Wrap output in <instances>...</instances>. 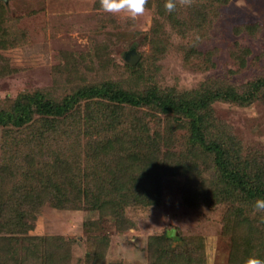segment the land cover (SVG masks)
<instances>
[{
  "label": "rangeland",
  "instance_id": "374dc122",
  "mask_svg": "<svg viewBox=\"0 0 264 264\" xmlns=\"http://www.w3.org/2000/svg\"><path fill=\"white\" fill-rule=\"evenodd\" d=\"M165 3L148 0L145 14L133 21L105 12L100 0H0V23L6 26L0 29V39L8 41L0 46V109L22 93L40 91L46 99L62 102L69 93L112 83L114 90L129 91L140 102L119 106L105 97L79 101L64 125L77 116L71 125L78 131L81 124L80 140L53 132L56 139L50 136L46 152L85 149L74 157L88 171L96 163L99 170H90L94 177L103 172L104 159L86 148L83 135L92 140L108 134L104 143L123 138L129 149L134 145L142 146L141 154L156 152L161 163L160 203L128 205L124 221L87 197L65 208L47 204L32 214L28 234L65 239L57 245V264H157L151 235L165 230L176 232L174 244L179 235L187 237L193 249L201 248V237L205 264H230L238 245L250 235H262L264 241V212L254 213V203L240 217L233 204L208 203L193 187L194 179L178 172L177 158H169L172 149L180 158L189 153L201 167L204 155L190 153V132L185 122L178 123L177 113L143 99L153 91L186 96L196 90L232 92L237 98L213 103L216 122L210 135L231 141L232 153L264 178V95L261 91L244 102L236 100L243 99L249 82L264 78V0H191L190 6L177 2L172 13ZM198 6H204L199 13ZM208 9L211 17L205 15ZM110 118L115 120L113 131L106 130ZM3 131L0 183L20 187L19 161L27 149L15 144L5 148ZM68 155L61 154L64 162H73ZM65 249L68 255L62 254ZM20 257H26L22 250Z\"/></svg>",
  "mask_w": 264,
  "mask_h": 264
},
{
  "label": "trees",
  "instance_id": "16d2710c",
  "mask_svg": "<svg viewBox=\"0 0 264 264\" xmlns=\"http://www.w3.org/2000/svg\"><path fill=\"white\" fill-rule=\"evenodd\" d=\"M194 5L196 8V4ZM203 7L198 6L196 12L199 13ZM204 12L206 17L207 15L211 17L209 9ZM1 28L5 30L4 23H0ZM5 40L6 37L0 39V46L7 45L8 41ZM110 85L113 86L110 83L85 87L76 93H69L62 102L46 99L40 91L22 93L7 107L0 109V129L4 130L1 140L5 143V148L9 144H15L23 145L27 149L25 159L19 161L23 168L20 187L15 185L9 188L0 183L2 197L0 198V264H31L30 257L35 258V264H57L55 262L58 256L57 245L63 243L65 239L28 234L33 227V223L29 221L32 214L47 204L65 208L83 197L92 198L98 207L107 209L112 216L124 221L126 206L133 204L149 207L160 203L161 163L158 161L159 155L156 156L154 151L141 154L142 146L133 145L129 149L125 147L124 139L119 137L112 138V143H104L106 137L110 136L108 134L92 140L83 135L88 144L86 148H91L94 156L101 155L104 159L101 165L103 172L97 173L94 177L90 170L93 168L99 170V166L94 163L88 171L85 168L87 165L81 168L74 157L82 156L86 153L85 149H76L71 153L63 152L64 149L46 152L51 143L48 140L52 136L56 139L53 132L62 131L63 139L80 140L79 131L83 130L81 124L78 126L80 129L78 131L71 125L76 124L77 116L71 120V124L64 125L68 114L74 110L77 112L76 106L79 101L105 97L118 102L119 106L124 103L140 102L133 93L121 88L114 90ZM246 87L249 90L243 99L236 100L244 102L260 94L261 91L263 96L264 78L249 82ZM220 98L237 97L232 92L211 89L207 93L196 90L188 96L184 93L164 95L153 91L143 99L153 102L165 112L177 113L180 116L178 123L182 125L185 122L190 132L188 137L190 145H187L191 150L190 153L204 155L202 157L204 166L201 167L189 153L180 158L176 150L172 149L173 154L169 158H177L178 172L187 173L191 179H194L193 187L208 203L233 204L235 213L243 217L247 206L255 203L257 199H264V178L258 172H252L247 167V162L243 161L237 152L232 153L234 146L231 141L227 142L220 134L211 137L216 122L212 105ZM114 116L116 119L117 112ZM85 118L89 123L88 117ZM110 120L111 118L107 121L106 130L113 131L115 125L112 122L115 120ZM92 126H88L87 131L91 130ZM100 142L103 143L101 147H99ZM187 147L184 145L182 150L185 151ZM61 154H69L68 156L74 158L73 162H64ZM65 161L69 160L65 159ZM89 165L91 164L88 163ZM55 177H59V181ZM255 230L257 228H254ZM175 234L173 230L169 232L165 230L161 234L151 235V249L155 253L153 263L205 264L204 240L200 237L201 248L197 246L193 249L188 238L183 235H179V241L174 244V237H178ZM245 234L246 232L243 236ZM261 238L262 235L259 237L250 235L246 243L238 245L237 253L230 264H245L251 256L264 260V241ZM58 248H62V245ZM21 250L26 257H20ZM62 254L68 255V249Z\"/></svg>",
  "mask_w": 264,
  "mask_h": 264
},
{
  "label": "clouds",
  "instance_id": "9594fccd",
  "mask_svg": "<svg viewBox=\"0 0 264 264\" xmlns=\"http://www.w3.org/2000/svg\"><path fill=\"white\" fill-rule=\"evenodd\" d=\"M177 2L182 7L191 4V0H166L165 10L168 13L174 12ZM147 3L148 0H100L101 7L105 12L113 15L123 14L133 21L145 14ZM253 209L254 213L264 212V199H257ZM245 264H264V260L251 256L245 261Z\"/></svg>",
  "mask_w": 264,
  "mask_h": 264
},
{
  "label": "water",
  "instance_id": "95a60500",
  "mask_svg": "<svg viewBox=\"0 0 264 264\" xmlns=\"http://www.w3.org/2000/svg\"><path fill=\"white\" fill-rule=\"evenodd\" d=\"M136 60H137V59H136L134 56L130 57V61H131L132 63H134Z\"/></svg>",
  "mask_w": 264,
  "mask_h": 264
}]
</instances>
